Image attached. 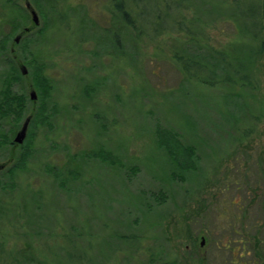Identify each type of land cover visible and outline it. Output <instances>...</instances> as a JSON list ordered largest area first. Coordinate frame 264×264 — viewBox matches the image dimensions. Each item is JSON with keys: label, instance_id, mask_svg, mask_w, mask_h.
Here are the masks:
<instances>
[{"label": "rangeland", "instance_id": "obj_1", "mask_svg": "<svg viewBox=\"0 0 264 264\" xmlns=\"http://www.w3.org/2000/svg\"><path fill=\"white\" fill-rule=\"evenodd\" d=\"M28 2L39 25L0 36V92L24 100L0 116V264H264V10L178 0L187 31L157 33L147 8L138 30L111 0ZM199 53L214 87L175 59Z\"/></svg>", "mask_w": 264, "mask_h": 264}, {"label": "trees", "instance_id": "obj_2", "mask_svg": "<svg viewBox=\"0 0 264 264\" xmlns=\"http://www.w3.org/2000/svg\"><path fill=\"white\" fill-rule=\"evenodd\" d=\"M21 1L28 0H0V27L3 26L1 30L2 40H9L11 35L14 32H21L23 35L31 32L32 29L25 30V22L28 20L27 8L24 7ZM31 3L39 9H46L47 7L51 10L54 9V3L56 0H30ZM224 3L234 6L239 14L244 17L252 20L251 28L259 26L260 17L263 14L264 3L262 0H223ZM112 7L114 9V14L117 19H119L127 28L140 29L142 22L145 20L143 14L146 12V8L149 12L152 13V24L154 27L158 26V29L155 31L161 33L159 26H162L160 23L166 22L169 26H174L176 32H185L187 31L189 25L185 21L176 20L175 23H171V17H169V9L172 5L179 7L178 0H111ZM149 6V7H148ZM141 8L142 12H141ZM148 12V13H149ZM150 14V13H149ZM24 21V22H23ZM9 28V31H4V28ZM34 27H36L34 25ZM249 27V29L251 30ZM163 30V29H162ZM260 48L264 51V43H262ZM177 64L180 66L182 72H184L189 80H195L197 82L209 85L214 87L215 81L212 79H206L202 77L203 71H213L217 68L215 64L211 67L209 60L205 56L197 54L195 57L184 58L183 56L175 57ZM223 65V66H222ZM222 65H219L220 69L226 66L225 62ZM235 70V69H234ZM236 71V70H235ZM228 76V75H227ZM226 83L230 81L225 77ZM224 81V82H225ZM9 88L7 89L6 94L4 91L0 92V116L3 117L11 111L15 112L16 107L18 106L20 111L23 107L22 103L24 100L21 98L14 97L10 95ZM4 98L5 100H2ZM14 104L16 107L12 110L10 105ZM6 107V111L5 108ZM23 110V109H22ZM22 145V144H21ZM162 146V145H161ZM170 158L178 165L181 166V162L178 159L184 157L185 161L187 157L195 158V154L192 149L184 147L180 153L174 151H167ZM187 163V161H186ZM182 167V166H181ZM10 172V171H9ZM11 174V173H10Z\"/></svg>", "mask_w": 264, "mask_h": 264}, {"label": "water", "instance_id": "obj_3", "mask_svg": "<svg viewBox=\"0 0 264 264\" xmlns=\"http://www.w3.org/2000/svg\"><path fill=\"white\" fill-rule=\"evenodd\" d=\"M26 8L28 10H30L31 16H32V20L35 26L39 25V17L36 13V11L32 8L31 4L29 2L26 3ZM21 39V36L16 37V43L19 42V40ZM30 98L32 101H35L37 96L35 92H31L30 94ZM27 129H28V123H25V125L23 126V128L21 129V131L16 135L15 139H14V143L21 145L24 143V140L26 138V134H27ZM204 244V241L202 242V245Z\"/></svg>", "mask_w": 264, "mask_h": 264}, {"label": "flooded vegetation", "instance_id": "obj_4", "mask_svg": "<svg viewBox=\"0 0 264 264\" xmlns=\"http://www.w3.org/2000/svg\"><path fill=\"white\" fill-rule=\"evenodd\" d=\"M26 1H25V7H26ZM25 30H27V29H25ZM21 35L20 36H23V34L22 33H20ZM16 41V40H15ZM31 94V93H30ZM31 119L30 118H28L27 120H26V122L25 123H28V129H27V134H28V131H29V127L31 126ZM25 125V124H24ZM23 128V127H22ZM18 134V133H17ZM27 134H26V137H27ZM16 136V135H15ZM25 140H26V138H25ZM24 140V141H25ZM23 145V144H22ZM22 145H18V144H15L14 143V140L13 141H11V147L12 148H14V149H16V148H18V147H21ZM5 167H6V165H3V166H1L0 167V170H2V169H5ZM204 241V238H202V242ZM261 244H264V241H261L260 242ZM202 244V243H201ZM255 261L256 260H254V263H255ZM232 264H235V263H232Z\"/></svg>", "mask_w": 264, "mask_h": 264}]
</instances>
